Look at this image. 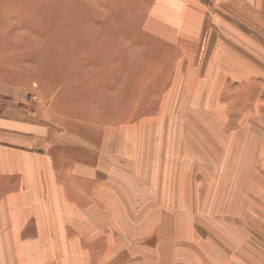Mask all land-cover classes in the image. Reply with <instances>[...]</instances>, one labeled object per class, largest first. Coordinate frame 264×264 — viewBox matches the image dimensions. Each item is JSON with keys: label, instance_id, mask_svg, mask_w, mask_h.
Masks as SVG:
<instances>
[{"label": "crops", "instance_id": "1", "mask_svg": "<svg viewBox=\"0 0 264 264\" xmlns=\"http://www.w3.org/2000/svg\"><path fill=\"white\" fill-rule=\"evenodd\" d=\"M82 1L94 18L63 25L69 51L35 58L112 65L67 68L63 85L50 70L30 106L0 89V264H133L138 205L167 202L153 173L167 170L166 125L193 122L171 107L227 123L220 99L240 90L263 110L264 36L249 19L264 0Z\"/></svg>", "mask_w": 264, "mask_h": 264}, {"label": "rangeland", "instance_id": "2", "mask_svg": "<svg viewBox=\"0 0 264 264\" xmlns=\"http://www.w3.org/2000/svg\"><path fill=\"white\" fill-rule=\"evenodd\" d=\"M10 3L8 13L0 17V89L20 87L27 106L35 102V90L45 85L50 70H58L57 80L63 85L67 68L112 65L35 58L52 46L59 57L69 51L61 44L60 35L67 30L63 25L94 18V13L81 10L86 4L82 0ZM250 20L258 25L253 30L264 36V10ZM76 29L82 39L84 29ZM51 39L58 44L50 45ZM227 95L220 102L232 106L216 110L227 116V123H213L212 108V113L197 115L181 105L171 107L181 120L211 119L206 124L166 125L172 145L167 170L153 173L157 195L167 202L138 205L133 239L146 249L133 252V264L141 263L139 255L148 264H264V103L257 113L247 106L249 97L255 102L257 91Z\"/></svg>", "mask_w": 264, "mask_h": 264}]
</instances>
